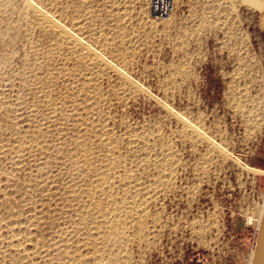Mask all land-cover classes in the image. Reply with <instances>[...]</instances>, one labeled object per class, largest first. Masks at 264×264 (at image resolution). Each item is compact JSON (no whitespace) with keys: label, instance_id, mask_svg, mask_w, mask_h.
<instances>
[{"label":"rangeland","instance_id":"374dc122","mask_svg":"<svg viewBox=\"0 0 264 264\" xmlns=\"http://www.w3.org/2000/svg\"><path fill=\"white\" fill-rule=\"evenodd\" d=\"M160 1L0 0V264H253L264 0Z\"/></svg>","mask_w":264,"mask_h":264},{"label":"water","instance_id":"95a60500","mask_svg":"<svg viewBox=\"0 0 264 264\" xmlns=\"http://www.w3.org/2000/svg\"><path fill=\"white\" fill-rule=\"evenodd\" d=\"M253 264H264V217L260 228Z\"/></svg>","mask_w":264,"mask_h":264},{"label":"built area","instance_id":"2783aa9c","mask_svg":"<svg viewBox=\"0 0 264 264\" xmlns=\"http://www.w3.org/2000/svg\"><path fill=\"white\" fill-rule=\"evenodd\" d=\"M156 4L158 5L157 10L154 11L156 15L167 16L170 13V5L167 4V2H164V0L157 2Z\"/></svg>","mask_w":264,"mask_h":264},{"label":"bare ground","instance_id":"6f19581e","mask_svg":"<svg viewBox=\"0 0 264 264\" xmlns=\"http://www.w3.org/2000/svg\"><path fill=\"white\" fill-rule=\"evenodd\" d=\"M157 4H155L154 6H153V11H156L157 10ZM254 103V102H253ZM264 217V216H263ZM262 222H263V220H262ZM255 255V254H254Z\"/></svg>","mask_w":264,"mask_h":264}]
</instances>
